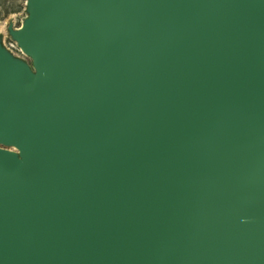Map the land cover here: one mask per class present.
<instances>
[{"label":"water","instance_id":"water-1","mask_svg":"<svg viewBox=\"0 0 264 264\" xmlns=\"http://www.w3.org/2000/svg\"><path fill=\"white\" fill-rule=\"evenodd\" d=\"M29 6L0 264H264V0Z\"/></svg>","mask_w":264,"mask_h":264},{"label":"rangeland","instance_id":"rangeland-1","mask_svg":"<svg viewBox=\"0 0 264 264\" xmlns=\"http://www.w3.org/2000/svg\"><path fill=\"white\" fill-rule=\"evenodd\" d=\"M30 16L29 0H0V52L10 62L26 66L34 72L33 62L20 48L19 42L14 37L19 32ZM1 149L18 153L13 146L0 144Z\"/></svg>","mask_w":264,"mask_h":264}]
</instances>
